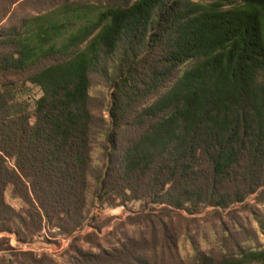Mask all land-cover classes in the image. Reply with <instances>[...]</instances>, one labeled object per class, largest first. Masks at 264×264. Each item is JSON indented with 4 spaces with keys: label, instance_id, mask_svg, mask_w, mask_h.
Masks as SVG:
<instances>
[{
    "label": "trees",
    "instance_id": "trees-1",
    "mask_svg": "<svg viewBox=\"0 0 264 264\" xmlns=\"http://www.w3.org/2000/svg\"><path fill=\"white\" fill-rule=\"evenodd\" d=\"M8 72L41 95L30 106L0 84L1 234L80 228L98 130L109 205L195 214L264 200V0L66 1L0 31ZM93 74L112 89L108 121L89 107ZM218 264H264V251Z\"/></svg>",
    "mask_w": 264,
    "mask_h": 264
},
{
    "label": "rangeland",
    "instance_id": "rangeland-1",
    "mask_svg": "<svg viewBox=\"0 0 264 264\" xmlns=\"http://www.w3.org/2000/svg\"><path fill=\"white\" fill-rule=\"evenodd\" d=\"M66 1L109 5L112 0H0V31L23 17L46 13ZM28 73L0 74L2 90L31 106L40 97L26 82ZM4 87V88H3ZM112 89L105 79L90 76V110L108 121ZM95 134L91 169L79 229L66 231L62 223L43 220L42 229L25 241L0 233V264H218L264 251V200L256 195L226 210L203 208L198 213L170 210L142 202L109 205L96 194V178L107 167L104 140ZM101 195V194H100ZM5 201L31 223L23 204L9 187ZM70 222H68L69 224ZM31 225V224H30ZM65 226V225H64ZM71 228V227H70Z\"/></svg>",
    "mask_w": 264,
    "mask_h": 264
}]
</instances>
